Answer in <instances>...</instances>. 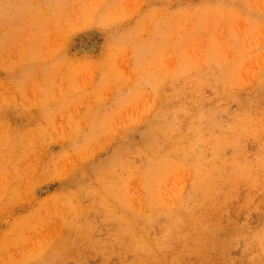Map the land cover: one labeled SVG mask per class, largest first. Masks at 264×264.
Masks as SVG:
<instances>
[{
    "label": "rangeland",
    "instance_id": "rangeland-1",
    "mask_svg": "<svg viewBox=\"0 0 264 264\" xmlns=\"http://www.w3.org/2000/svg\"><path fill=\"white\" fill-rule=\"evenodd\" d=\"M73 226L66 264H264V0H0V264Z\"/></svg>",
    "mask_w": 264,
    "mask_h": 264
},
{
    "label": "bare ground",
    "instance_id": "bare-ground-1",
    "mask_svg": "<svg viewBox=\"0 0 264 264\" xmlns=\"http://www.w3.org/2000/svg\"><path fill=\"white\" fill-rule=\"evenodd\" d=\"M40 5L41 2H40ZM56 8V6H55ZM80 10H71V17L77 18V17H81L80 15ZM209 146V145H207ZM210 148H212L211 146H209ZM235 149L237 150L238 147H235ZM80 151H77L76 153H79ZM181 162V159H175L174 162V167L177 168L179 165V163ZM173 163H170L168 166L172 168ZM100 167V166H99ZM247 167L245 165H239L238 166V170L240 172V175L244 176L246 174H248L249 172L244 171ZM222 167L217 165V164H213L207 168H193L192 169V183L195 186H200V190L203 194L210 196L213 199H217L219 198L218 201H214V202H207V201H202V200H192L191 203L198 205V207H201V205H207V204H216L217 202H220L222 198H224L228 191L231 190V187L229 189H226L223 184H228V185H233L235 183V180L237 179V177H233L234 175H228L225 176L223 178L219 177V171H221ZM62 192V191H61ZM70 197L68 196L66 199H68V203L72 201V199L74 200V198L77 196L76 190H72L70 191ZM66 202V201H65ZM74 224H76V221L73 220L72 221ZM90 222H93L92 220H90ZM188 223V222H187ZM198 223L199 221L197 220L196 217H194V219L189 223L190 228L192 229V232L194 235L196 236H202V231L198 229ZM177 225L179 227H183L185 225V223L183 221H180L179 223H177ZM203 227H209L212 228L214 226H209V225H201ZM94 228H98V224L94 225ZM168 230L166 229L163 231L164 235H168ZM221 232V229L218 230V233ZM179 234V235H178ZM178 234L172 235L171 237L178 239L180 237H182V234H184L182 231H179ZM204 236H207V234L204 232ZM81 238V239H79ZM152 238L154 239L155 237L152 236ZM45 245H47L48 251L41 253L39 255H37L36 259H34L32 261V264H66L68 263V260L72 257H65L66 254H70L72 256H75L77 259L82 258L81 257V253H83L85 251V249H94V250H98V248L100 250H102V253H106V243L99 240H96L94 243L83 240V237H80V233L79 231H77L76 226L71 227L70 229H68V231H65L63 234H60L59 236H57V239L54 241H50L48 242V244L46 243V241L44 240ZM165 246V244L159 243V247H163ZM154 250V255H160V253L162 252L159 248H152ZM173 250L175 251V249L173 248ZM205 251H209L208 249ZM142 255V253H137ZM203 254V252L201 253ZM201 254H197L199 256H201ZM211 257V261H214L218 256L217 255H213L212 253H210ZM39 256V257H38ZM169 256H171V254H169ZM136 264H138V262H136Z\"/></svg>",
    "mask_w": 264,
    "mask_h": 264
}]
</instances>
